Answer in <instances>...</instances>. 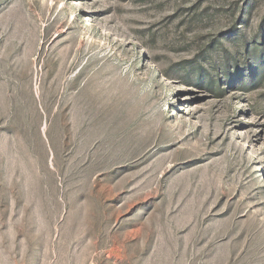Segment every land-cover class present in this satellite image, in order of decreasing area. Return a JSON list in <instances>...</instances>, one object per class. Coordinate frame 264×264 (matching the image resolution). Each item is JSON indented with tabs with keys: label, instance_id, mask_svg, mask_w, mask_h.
<instances>
[{
	"label": "rangeland",
	"instance_id": "1",
	"mask_svg": "<svg viewBox=\"0 0 264 264\" xmlns=\"http://www.w3.org/2000/svg\"><path fill=\"white\" fill-rule=\"evenodd\" d=\"M0 264H264V0H0Z\"/></svg>",
	"mask_w": 264,
	"mask_h": 264
}]
</instances>
